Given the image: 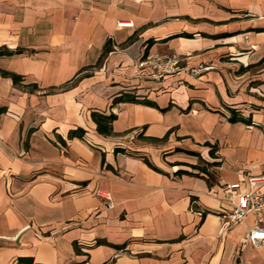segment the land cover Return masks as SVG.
<instances>
[{"label":"crops","instance_id":"obj_1","mask_svg":"<svg viewBox=\"0 0 264 264\" xmlns=\"http://www.w3.org/2000/svg\"><path fill=\"white\" fill-rule=\"evenodd\" d=\"M0 47V264H264L219 214L264 173V0H0ZM173 53L211 67L137 65Z\"/></svg>","mask_w":264,"mask_h":264},{"label":"built area","instance_id":"obj_2","mask_svg":"<svg viewBox=\"0 0 264 264\" xmlns=\"http://www.w3.org/2000/svg\"><path fill=\"white\" fill-rule=\"evenodd\" d=\"M117 25L130 26L132 21L117 20ZM137 65L140 68H148V74L156 79L180 72L198 75L210 68L209 65L202 63L189 66L183 63L180 55L176 53L140 58ZM262 186H264V173L246 175L245 189L241 193L235 192L234 184L224 183V193L230 207L219 213L226 228L243 222L248 214H252L254 224L249 228L244 240L256 247L264 245V191H261ZM106 203L109 204V202ZM196 212L202 215L204 209H196Z\"/></svg>","mask_w":264,"mask_h":264},{"label":"trees","instance_id":"obj_3","mask_svg":"<svg viewBox=\"0 0 264 264\" xmlns=\"http://www.w3.org/2000/svg\"><path fill=\"white\" fill-rule=\"evenodd\" d=\"M109 50V47L107 46V44L104 46L102 55L105 54L107 51ZM18 52V50H10L7 47H0V56L2 55H9L12 53ZM0 74L2 76H6V77H10L12 79V82L14 84H18L21 83L23 80L22 75L17 74L13 71H9L6 69H3L0 67ZM30 86H32L33 88H37L36 83H30L28 84ZM92 118L94 120V122L96 123V128L99 132H101L102 134H111L112 133V121L115 118V115L113 113H109V114H103V113H99V112H94L92 114ZM231 120H241L244 122H248L249 119L248 118H243V117H234L231 116L230 117ZM77 131H81L79 128L76 129ZM74 131H70L69 135H72ZM105 242V241H102Z\"/></svg>","mask_w":264,"mask_h":264},{"label":"rangeland","instance_id":"obj_4","mask_svg":"<svg viewBox=\"0 0 264 264\" xmlns=\"http://www.w3.org/2000/svg\"><path fill=\"white\" fill-rule=\"evenodd\" d=\"M145 58V57H144ZM210 66V65H209ZM211 67V66H210Z\"/></svg>","mask_w":264,"mask_h":264}]
</instances>
